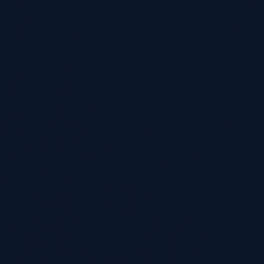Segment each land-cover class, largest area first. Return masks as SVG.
Here are the masks:
<instances>
[{"label":"water","instance_id":"obj_1","mask_svg":"<svg viewBox=\"0 0 264 264\" xmlns=\"http://www.w3.org/2000/svg\"><path fill=\"white\" fill-rule=\"evenodd\" d=\"M0 15L264 246V0H0Z\"/></svg>","mask_w":264,"mask_h":264}]
</instances>
